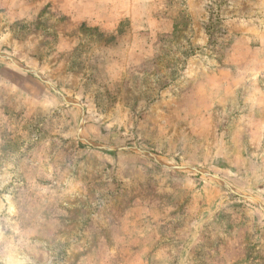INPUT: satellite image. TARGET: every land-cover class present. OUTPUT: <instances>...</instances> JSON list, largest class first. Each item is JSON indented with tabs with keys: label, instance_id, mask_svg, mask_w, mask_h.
Listing matches in <instances>:
<instances>
[{
	"label": "rangeland",
	"instance_id": "374dc122",
	"mask_svg": "<svg viewBox=\"0 0 264 264\" xmlns=\"http://www.w3.org/2000/svg\"><path fill=\"white\" fill-rule=\"evenodd\" d=\"M0 264H264V0H0Z\"/></svg>",
	"mask_w": 264,
	"mask_h": 264
}]
</instances>
